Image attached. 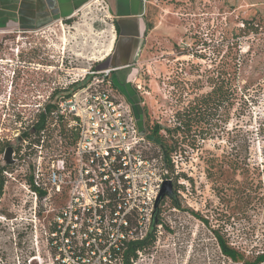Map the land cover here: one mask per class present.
Listing matches in <instances>:
<instances>
[{"label": "rangeland", "instance_id": "1", "mask_svg": "<svg viewBox=\"0 0 264 264\" xmlns=\"http://www.w3.org/2000/svg\"><path fill=\"white\" fill-rule=\"evenodd\" d=\"M144 21L136 59L103 81L113 29L101 1L37 29L0 28V163L8 145L14 159L0 197V264H87L75 254L86 228L108 218L110 200L124 212H140L134 235L145 233L153 215L161 218L154 244L133 264H244L220 255L213 231L246 260L264 252V0H145ZM217 75L236 84L239 96L212 134L197 138L198 149L173 155L170 174L148 128L172 124L174 113L208 91ZM65 85L78 90L79 101L88 95L82 85L107 93L119 105L113 113L132 117L143 140L122 156L89 163L73 151L71 115L57 121L47 115L34 134L36 114L66 95ZM30 176L43 196L29 188ZM165 180L181 208L171 195L155 204ZM100 200L105 209L95 214Z\"/></svg>", "mask_w": 264, "mask_h": 264}, {"label": "trees", "instance_id": "2", "mask_svg": "<svg viewBox=\"0 0 264 264\" xmlns=\"http://www.w3.org/2000/svg\"><path fill=\"white\" fill-rule=\"evenodd\" d=\"M148 25L147 28H150ZM239 92L236 84L223 79L220 75L214 77L211 81V87L208 91L201 93L181 110L174 113L172 124L162 127L159 123H154L148 128V134L155 139L160 155L164 160V166L170 174H174L173 155L184 152L187 149H198L200 141L212 134L216 122H218L225 109L230 107L238 98ZM55 107V104H45L43 113H37L35 121L31 124L32 132L36 135L45 127L46 116ZM164 130L165 135L161 134ZM39 138H35L33 143H38ZM234 166H238L234 163ZM8 165L0 163V197L4 191L6 178L4 172ZM210 174V173H209ZM178 178V174L174 175ZM29 188L39 197L45 194L41 187L34 181L33 176L28 178ZM116 188L111 191L116 194ZM101 193H98L100 197ZM172 206L181 208L177 200L176 191L171 195ZM110 200L108 218L103 219L98 227L92 229L86 228V237L82 239V244L78 248L75 258L77 260L87 259V264H133L140 252L151 247L156 239L157 225L161 224L159 214L151 217L148 227L143 235H134L139 228L142 219L140 212L132 208L124 212L122 203ZM104 201H99L94 207L95 214H99L101 207L105 209ZM124 213L121 220L118 221V213ZM193 216L208 223L199 213L190 211ZM117 213V214H115ZM98 228V229H97ZM220 255L230 259L233 262L243 260L244 264H259L264 260V252H258L251 260L244 259V255L234 247H231L224 236L217 231H213ZM67 236V235H66ZM98 257L97 261L95 258ZM221 264V262H219Z\"/></svg>", "mask_w": 264, "mask_h": 264}, {"label": "built area", "instance_id": "3", "mask_svg": "<svg viewBox=\"0 0 264 264\" xmlns=\"http://www.w3.org/2000/svg\"><path fill=\"white\" fill-rule=\"evenodd\" d=\"M105 4L108 12V4L106 0H99ZM112 69L103 71L101 81L105 80L104 76ZM85 71L82 74L81 81H84ZM75 83V81L71 84ZM66 85L61 89L67 92L66 95L60 96L59 101L55 103V107L49 112L50 117L55 121L70 117V128L73 133V151L79 161L86 160L89 163L93 161H103L114 158L116 154L123 155L133 149V146L143 137L137 135L135 123L132 117L126 119L121 118V113L115 115L113 112L119 108L118 104L108 97L107 93L97 91L94 94L88 92L89 87L82 85L79 90L86 91L87 96L83 97V101H79L76 97V91H66ZM117 106V107H116ZM44 111V108H43ZM114 119L110 120V117ZM129 116V115H128ZM133 133L137 140L126 141L125 134ZM134 139V138H132ZM118 153H115V151ZM125 153H121V152ZM115 154V155H114ZM63 161L60 168H63ZM82 171V167H80ZM58 170L51 172V180L56 183L59 180ZM37 183V182H36Z\"/></svg>", "mask_w": 264, "mask_h": 264}, {"label": "crops", "instance_id": "4", "mask_svg": "<svg viewBox=\"0 0 264 264\" xmlns=\"http://www.w3.org/2000/svg\"><path fill=\"white\" fill-rule=\"evenodd\" d=\"M90 0H0V28L14 24L21 29L43 27L54 19L70 17ZM113 29L107 54L114 74L133 63L140 52L144 32L145 0H106Z\"/></svg>", "mask_w": 264, "mask_h": 264}, {"label": "water", "instance_id": "5", "mask_svg": "<svg viewBox=\"0 0 264 264\" xmlns=\"http://www.w3.org/2000/svg\"><path fill=\"white\" fill-rule=\"evenodd\" d=\"M19 140L20 138L17 137L16 142H18ZM12 156H13V145H8L5 147L4 152H3V161L5 165H9L14 162V159ZM171 193H172V183L170 180H165L164 183H162V187L159 191L155 204L157 203L159 198L166 196V195L170 196Z\"/></svg>", "mask_w": 264, "mask_h": 264}, {"label": "bare ground", "instance_id": "6", "mask_svg": "<svg viewBox=\"0 0 264 264\" xmlns=\"http://www.w3.org/2000/svg\"><path fill=\"white\" fill-rule=\"evenodd\" d=\"M64 40H65V36H64V38H63ZM111 44H112V40H111V43H110V46H109V48L106 50V52L104 53V55L106 56L108 53H109V51H110V47H111Z\"/></svg>", "mask_w": 264, "mask_h": 264}, {"label": "flooded vegetation", "instance_id": "7", "mask_svg": "<svg viewBox=\"0 0 264 264\" xmlns=\"http://www.w3.org/2000/svg\"><path fill=\"white\" fill-rule=\"evenodd\" d=\"M129 66H130V65H129ZM129 66H128V67H129ZM114 72H115V71H114ZM114 72H113V73H114Z\"/></svg>", "mask_w": 264, "mask_h": 264}]
</instances>
